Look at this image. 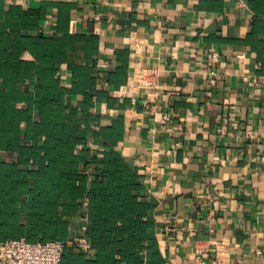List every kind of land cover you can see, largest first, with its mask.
Returning a JSON list of instances; mask_svg holds the SVG:
<instances>
[{
  "label": "crops",
  "instance_id": "1",
  "mask_svg": "<svg viewBox=\"0 0 264 264\" xmlns=\"http://www.w3.org/2000/svg\"><path fill=\"white\" fill-rule=\"evenodd\" d=\"M65 123L80 129L39 131ZM47 153L89 186L115 174L108 195L134 186L143 264L207 263L225 242L231 264H264V0H0V171ZM9 183L0 242L47 243L8 229L57 203L58 175ZM77 204L65 264H115L89 232L79 249L89 194Z\"/></svg>",
  "mask_w": 264,
  "mask_h": 264
},
{
  "label": "trees",
  "instance_id": "2",
  "mask_svg": "<svg viewBox=\"0 0 264 264\" xmlns=\"http://www.w3.org/2000/svg\"><path fill=\"white\" fill-rule=\"evenodd\" d=\"M71 118H74L77 122H80L82 119L79 116V112L73 114ZM61 128L63 130L60 131L59 129L51 130V127L42 126L39 131L62 133L66 129H70V132L80 129L78 126H69L68 123H65ZM38 155V150L24 152L22 163L25 164L31 158L37 161ZM61 162H65L63 165H67L68 167H75V162L69 163L67 160L59 161V157L55 162L51 161L50 153H47L41 158L42 164L40 170L36 173L21 172V169L17 168H14L10 173L0 171V186H4V184L7 186L3 188L2 192L0 191L1 202L3 201L1 198L4 197V191L9 188V182L27 183L31 176L51 178L58 175V183L49 189V191L53 192V197L57 199V203H53L51 198L42 203H29L25 205L29 211L28 225L30 226V230H26L23 226H13L8 230L10 232L43 233V242L66 240L68 222L64 219V215L66 212L74 213L79 205L77 203L80 202V199L85 194H89L90 213L88 232L93 239L94 247L100 248L102 245L115 247V264H143L139 250L142 249L141 245L143 240H145L142 232L145 222L139 218L141 216L137 212L138 205L134 206L129 203H124L132 198L134 186L130 188L126 186L119 188L113 187L112 194L108 195V191L105 189V183L109 182L114 186L115 182L118 181L115 174H104L96 178L95 181L90 182L89 186V175L86 173H62L60 171H54V169H60ZM8 191L12 192L14 189L9 188ZM109 202L114 203V207L111 209L107 205ZM120 208L124 209L123 213H120ZM0 227L3 226L0 225ZM65 257L66 255H64L63 264H65Z\"/></svg>",
  "mask_w": 264,
  "mask_h": 264
},
{
  "label": "built area",
  "instance_id": "3",
  "mask_svg": "<svg viewBox=\"0 0 264 264\" xmlns=\"http://www.w3.org/2000/svg\"><path fill=\"white\" fill-rule=\"evenodd\" d=\"M214 58H217V54ZM100 66L105 67L106 65ZM88 227V217L85 216L77 241L79 249L85 253L92 252V244L87 237ZM68 246L69 243L65 240L34 244L25 240L3 241L0 242V264H63L64 251ZM231 260L229 245L225 242L217 246L215 259L200 264H231Z\"/></svg>",
  "mask_w": 264,
  "mask_h": 264
},
{
  "label": "rangeland",
  "instance_id": "4",
  "mask_svg": "<svg viewBox=\"0 0 264 264\" xmlns=\"http://www.w3.org/2000/svg\"><path fill=\"white\" fill-rule=\"evenodd\" d=\"M68 249L69 248H66L65 251H64V255H66L68 253Z\"/></svg>",
  "mask_w": 264,
  "mask_h": 264
}]
</instances>
